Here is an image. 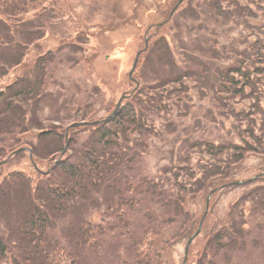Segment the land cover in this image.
<instances>
[{
    "label": "trees",
    "instance_id": "16d2710c",
    "mask_svg": "<svg viewBox=\"0 0 264 264\" xmlns=\"http://www.w3.org/2000/svg\"><path fill=\"white\" fill-rule=\"evenodd\" d=\"M206 1H211L217 22L225 19L228 24L237 15L250 26L247 24L250 22L246 18L248 15L257 18L256 27H261L264 13L260 16L257 12L264 11L263 0L252 4L242 3V0H205L204 4ZM47 2L51 10L60 11L56 0H0V82L11 68L24 62L26 50L34 41L45 36L43 25L36 23V18H31L28 12L33 9L35 17L46 15ZM224 5L233 8L223 11ZM200 12L196 14L197 21ZM216 36L214 34V39ZM246 38L252 43L250 34ZM258 40L261 45L256 60L260 63L264 60L261 51L264 42L261 38ZM214 44L217 46L219 42ZM257 45L255 43L254 46ZM181 48L183 52L176 54L169 48L167 38L156 40L152 54L167 71L155 78L145 77L149 73L144 69L145 64L152 67L155 60L149 57L152 55L150 52L143 53L146 55L139 72L140 87L124 100L122 109L111 121L69 130H88L89 139L80 144L78 136L70 135L68 142L72 151L68 149L54 165L52 174H47L49 184L44 181L43 174H39L43 178L36 180L39 183L36 187L32 186L33 178L20 173L13 175V180L19 181L18 177L22 176L27 183L29 191L24 196L27 207L17 211L12 209L9 216L0 217L3 222V225L0 222V264H105L101 258L98 262L93 261L95 248L104 244H107L105 251L111 249L117 257V261L108 259L107 264H162L163 252L173 245L172 241L191 232L193 223L190 224L192 216L187 203L209 192L215 185L230 181L235 175V167L244 160L246 153L255 150V143L264 146V67L247 65L246 61L252 57L239 48L229 50L226 46L223 51H219V47L211 48L207 57L197 52L194 54V50L185 45ZM227 53L234 54L235 61L231 64L227 63L232 58ZM39 59L46 67L48 62ZM51 61H54L53 57ZM197 80L199 84L195 94L190 81ZM17 83L27 86L30 91L34 88L27 76ZM43 83L42 80L36 83L34 89L38 90ZM201 99L213 101L221 115L217 116L218 111L207 105L204 107ZM246 105L251 107L250 111ZM18 108L20 106L10 99L3 104L0 132L7 130L14 136L13 127L17 124L10 125ZM177 109H182L183 114L175 112ZM77 111L82 112L80 109ZM178 115H192L194 118L191 128L182 125L183 134L173 120ZM164 118H167L166 124H163ZM21 124L17 125L21 126L18 128L20 131H30L29 124ZM210 128L219 131V135L209 137L212 134L208 133L212 132ZM258 129L261 136L256 134ZM163 131L167 132L168 138H173L164 144L169 145L171 152L170 168L156 170V167L149 168L148 158L159 139L164 138ZM223 132L225 134L222 135ZM19 135L21 138L16 147L26 143L25 136ZM39 139L48 142L45 152L58 158L66 147V126L62 125V129L50 127L48 132L41 133ZM0 141L2 146L6 139L2 137ZM5 150V147H0L1 157L6 155ZM204 154L214 157V160L206 162L200 158L195 162L198 156L206 157ZM217 156L222 157L219 159ZM54 157H50L51 160ZM55 176L62 181L51 185ZM8 191L7 187L0 189V200L6 202L3 204L6 209L12 205ZM249 195L252 199L248 201L253 203L249 212L263 210L264 190L259 188ZM78 207L85 211L80 213L75 223L71 221L74 225L63 226L64 223L67 225L63 220L59 225L62 224V231L69 229L74 237L73 246L84 248L80 255L69 251L63 239L54 232L57 218H62L58 214L70 213V208L77 211ZM103 207L106 212L101 211ZM95 210L108 218L107 228L94 226L91 212ZM182 218L188 221L187 224L181 226L177 235H169L168 232ZM243 227L244 221L238 228L243 231ZM96 230L100 235L97 242ZM227 235V231H219L211 239L221 241ZM241 235L242 238L246 236L245 233ZM235 236L230 234L228 238L233 241L237 239ZM157 241L167 246L155 250Z\"/></svg>",
    "mask_w": 264,
    "mask_h": 264
},
{
    "label": "rangeland",
    "instance_id": "374dc122",
    "mask_svg": "<svg viewBox=\"0 0 264 264\" xmlns=\"http://www.w3.org/2000/svg\"><path fill=\"white\" fill-rule=\"evenodd\" d=\"M56 1L60 11L51 10L49 2H47L48 10L46 15L40 14L35 17L33 9L28 12L31 18H36V23L43 25L47 36H45L41 44L33 46L34 49L27 54L26 57L28 58L25 66L14 70L15 72L13 73L16 77H20L25 71L24 76L30 75L33 65L37 62L39 72L37 69L35 73L36 76L44 81L43 92L40 97L41 101L34 100L24 103L25 105L18 103V106L21 107L12 115L11 127L16 124L22 125L21 122L28 126L30 119L33 118V122L30 124L32 128H44V125H46L48 129L50 127L62 129V125H64L71 129L77 128L73 127V124L74 122L77 123L81 118H86L87 120H90L91 117L104 118L115 109L121 97L136 90V81L140 82L139 72L142 70L141 66L144 64L146 55L142 53L146 49L148 40L150 46L148 51L146 50L147 53L150 52L152 54V48L156 40L165 37L168 40L169 48L176 54H181V46L185 45L194 50V54L200 51L202 52L200 55L207 57V54H211V48L219 47L218 50L223 51L226 44L231 46L233 42L240 46L241 43L246 41L242 39H247L246 36L254 32L255 28H257L256 26H258L256 24L258 19L253 18L254 16L249 19L250 23H247L250 25V31L246 28L247 25L243 21V24L238 29L235 27L232 29L231 26L233 24L229 22L227 24L225 19H220L217 22L210 6L211 1H206L204 4L205 0H186L175 13L172 20L161 28L158 26L170 17L173 8L179 0ZM261 2L264 6V0ZM230 8L233 7L224 5L223 11H227ZM191 11H195L196 14L201 11L198 21L196 20V14ZM257 13L262 16L264 11H258ZM260 32H262L264 37V19L262 20ZM214 34L217 35L215 39ZM174 38L180 40L181 44L176 43ZM215 42H219V44L216 46ZM236 44H234V47L238 48ZM243 48L244 46L241 45L240 49ZM48 50L52 51L54 62L49 67H45L43 73H40L43 68L36 60L37 56L46 53ZM245 50L249 51V47L246 46ZM138 55L140 66H137ZM149 57L155 62L152 67H149L147 63L145 64L144 69L149 72L145 74V77L155 78L163 76L167 69L160 62H157L155 54ZM134 66L136 69H133ZM4 81L6 82L5 79ZM5 87L6 85L1 84L0 91ZM0 102H2L1 98ZM201 102L204 107L207 105L213 108L214 111H218L217 116L221 115L219 113L220 109L214 106L213 101L209 102L201 99ZM236 105H238V102ZM241 106L242 104H240ZM77 109L82 110V112L77 114L79 115L78 117H74ZM175 112L183 114L182 109H177ZM24 113H27V115L24 116ZM24 119L26 122H24ZM173 120H175L180 132L183 134L182 125L186 128H191L194 118L192 115L190 117L178 115ZM224 120H226L225 117ZM162 121L163 124H166L167 118ZM17 125L13 127V131H17L21 127ZM210 129H212V132L208 131V133L212 134L209 137L215 134L219 135V131L214 128ZM36 134H38L37 129L31 130V133L26 135L25 140H32L33 143H37V140L34 139L35 136H33ZM223 134L225 133L223 132ZM70 135L71 137L78 136L80 144L85 143L89 139L88 130L85 131L84 129H74L69 132ZM163 135L164 138L159 139V144L150 153L152 155L148 158L149 168L156 167V170L170 168L171 152L168 150L169 145L164 144L173 138H168L167 132L164 131ZM15 137L16 135L13 138L7 135L8 140L5 143L11 139H18ZM45 142L46 144L48 143L47 141ZM12 143L13 141L10 142L11 151L6 149V155L0 156V161L8 157L11 152L16 151V143ZM159 145L164 146L161 147ZM0 147L2 146L0 145ZM254 147L255 150L247 152L244 160L235 167V175L232 176L230 181L215 185L218 186L217 190L214 191L215 193L213 191L206 192L196 200L187 203V209L192 216L190 224L193 223L190 228L191 232L186 238L184 237L170 245L163 252L162 264H195L196 262L199 264H264V209L259 210L254 216H249V218L248 212L247 216H243L238 209L235 212L233 210V213H231L238 199L245 194L247 195V192L252 188L264 185V146L259 144ZM36 152L42 156H34L35 158L32 159L30 153L26 150L18 152L11 157L9 156L1 164L0 189L4 187L9 189L8 200L12 205L7 206L6 209L4 207L6 202L0 200V217L9 216L12 209L27 207L25 206L24 198L29 189L28 187L26 188L27 183L23 180V175L35 180L32 183L33 187L39 184L36 180L43 178L39 174L45 175L44 181L47 184L50 183L47 172L54 161L57 160V156L54 157L50 153L45 152V147L37 148ZM50 157H54V160H51ZM217 157L220 159L222 156ZM196 158L198 159H195V162H199L200 158L205 159L204 161L206 162L209 161V156H198ZM195 169L199 170L198 167ZM49 172H51V169H49ZM15 173L22 175L18 177L19 181L18 179L13 180ZM27 173H34V175ZM60 181L62 179L55 176L51 185ZM237 181L238 183H234ZM246 203L247 201H240L238 205L245 207ZM75 208L77 207L75 206ZM84 211L78 207L77 211L70 208V213L67 211L65 214H58L62 218L61 220L57 218L58 221L55 222L57 224L54 229L55 234L57 236L59 234V238H62V224L59 225V223L63 220L67 223V225L64 223L63 226L73 225L71 221L75 223L76 218ZM99 218L102 219L103 217L101 215L96 217V219ZM241 220L247 223L244 227L245 231L238 227L236 228L240 233H245L246 236L238 242L236 240L235 246L233 245L235 239L232 241L228 237H226V242L232 241V247L223 248L216 241L208 243V239L217 231H222L223 229L225 232L228 230L225 229L226 226L231 225L232 221ZM0 222H2L1 219ZM187 222L182 218L168 234L177 235L181 226L187 224ZM201 223V231L191 245L185 262L188 241L199 230ZM67 232L70 234L69 229ZM62 242L65 244V241ZM157 242L158 247L155 250L165 246L164 243ZM66 246L69 248L68 245ZM146 247L148 246L146 245ZM146 247L145 249L147 250L148 248ZM203 249H205L207 257H203L201 262L199 261L200 252H203ZM100 252L102 259L117 261V257H115L111 249L107 250L106 253L105 250L95 251L93 261L100 256Z\"/></svg>",
    "mask_w": 264,
    "mask_h": 264
},
{
    "label": "water",
    "instance_id": "95a60500",
    "mask_svg": "<svg viewBox=\"0 0 264 264\" xmlns=\"http://www.w3.org/2000/svg\"><path fill=\"white\" fill-rule=\"evenodd\" d=\"M182 2V0H180V2L179 3H181ZM137 58H139V55L137 56ZM137 58H136V62L138 61L137 60ZM136 62H135V65H136ZM133 69H135V66H134V68ZM125 96H123L121 99H120V101L118 102V105H117V107H116V109H115V111H117L119 108H120V106H121V103H122V99L124 98ZM202 225V224H201ZM200 229H201V227H200ZM200 229L198 230V232L197 233H199V231H200ZM196 233V234H197ZM195 234V235H196ZM195 235L191 238V240H190V243H191V241L193 240V238L195 237Z\"/></svg>",
    "mask_w": 264,
    "mask_h": 264
}]
</instances>
